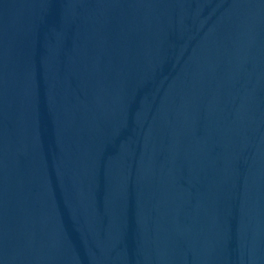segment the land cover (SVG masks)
Segmentation results:
<instances>
[{
    "label": "water",
    "instance_id": "95a60500",
    "mask_svg": "<svg viewBox=\"0 0 264 264\" xmlns=\"http://www.w3.org/2000/svg\"><path fill=\"white\" fill-rule=\"evenodd\" d=\"M0 264H264V0H0Z\"/></svg>",
    "mask_w": 264,
    "mask_h": 264
}]
</instances>
